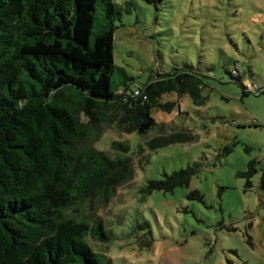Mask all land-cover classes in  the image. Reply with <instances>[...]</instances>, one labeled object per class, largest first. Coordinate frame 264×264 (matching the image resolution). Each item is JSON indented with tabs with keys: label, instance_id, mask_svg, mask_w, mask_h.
I'll list each match as a JSON object with an SVG mask.
<instances>
[{
	"label": "trees",
	"instance_id": "trees-1",
	"mask_svg": "<svg viewBox=\"0 0 264 264\" xmlns=\"http://www.w3.org/2000/svg\"><path fill=\"white\" fill-rule=\"evenodd\" d=\"M120 16L114 0H0V264H113L89 242L109 240L96 213L68 214L85 203L97 211L134 176L129 143L114 140L108 152L95 145L101 133L111 124L146 133L156 123L153 109L170 112L176 104L161 102L164 93L205 103L206 75L194 69L175 68L129 87L133 77L113 62ZM238 67L230 76L242 92L264 93L248 90ZM195 139L191 130H175L144 143L156 150ZM256 163L239 173L247 189ZM199 165L164 172L140 192L188 186ZM258 185L264 195V175ZM187 197L201 194L193 189ZM147 227L137 224L149 246Z\"/></svg>",
	"mask_w": 264,
	"mask_h": 264
},
{
	"label": "rangeland",
	"instance_id": "rangeland-1",
	"mask_svg": "<svg viewBox=\"0 0 264 264\" xmlns=\"http://www.w3.org/2000/svg\"><path fill=\"white\" fill-rule=\"evenodd\" d=\"M113 62L133 77L135 88L161 72L194 69L204 75L196 105L174 92L170 112L153 109L155 125L146 133L105 127L96 146L112 152V141H127L134 176L117 186L114 197L97 211L85 203L68 210L99 218L109 240L89 238L97 253L113 264H264V93H246L230 74L238 65L242 79L264 88V0H114ZM175 130L196 139L150 150L144 141ZM257 172L245 188L247 163ZM199 162L188 186L172 192L140 188L147 180ZM196 189L201 199L187 194ZM146 221L152 243L137 228ZM101 258L100 261H102Z\"/></svg>",
	"mask_w": 264,
	"mask_h": 264
},
{
	"label": "built area",
	"instance_id": "built-area-1",
	"mask_svg": "<svg viewBox=\"0 0 264 264\" xmlns=\"http://www.w3.org/2000/svg\"><path fill=\"white\" fill-rule=\"evenodd\" d=\"M244 84H245L246 88L250 91H256V89H258L257 85L253 84L252 82H249L248 80H244Z\"/></svg>",
	"mask_w": 264,
	"mask_h": 264
}]
</instances>
